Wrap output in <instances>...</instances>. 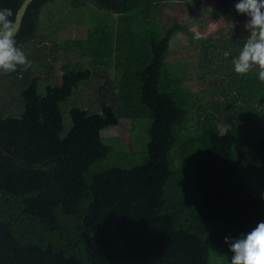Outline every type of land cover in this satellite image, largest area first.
Here are the masks:
<instances>
[{"label":"trees","instance_id":"16d2710c","mask_svg":"<svg viewBox=\"0 0 264 264\" xmlns=\"http://www.w3.org/2000/svg\"><path fill=\"white\" fill-rule=\"evenodd\" d=\"M24 1L0 8L14 23ZM58 1L30 3L18 48L37 39L48 7L56 28L39 39L79 22L66 17L86 0H62L55 12ZM91 1L112 23L61 41L86 61H65L60 83L49 77L42 91L29 64L3 72L20 110L0 102V264H230L225 237L264 220V82L232 64L250 33L242 25L200 37L209 85L194 89L168 60L172 38L187 28L166 10L203 0ZM237 2L219 0L208 12L237 17ZM96 75L99 110L74 102L67 127L64 103ZM122 118L133 127L148 120L139 160L103 136Z\"/></svg>","mask_w":264,"mask_h":264},{"label":"rangeland","instance_id":"374dc122","mask_svg":"<svg viewBox=\"0 0 264 264\" xmlns=\"http://www.w3.org/2000/svg\"><path fill=\"white\" fill-rule=\"evenodd\" d=\"M218 3L219 0H203L195 3L191 1L187 3L176 2L175 4L177 5H183V8L178 9V7H173L166 10L167 15L178 17L180 22L187 28L186 32H179L172 38L171 52L168 58L170 62L176 63L184 69L186 87L202 89L209 85L206 82L207 80H204L209 72L204 71V68L201 66V64H206V60L202 59L203 54L198 39L213 31L227 34L230 28L236 26L241 27L246 22V18L241 14L232 18L230 13H227L228 15L226 17L214 20L212 13L208 11L213 7L212 5ZM55 4L57 5V8H55L57 11L55 12H60L64 7L62 0H59ZM230 12L232 13V11ZM69 16L70 15L66 17L68 20L67 22H69L71 17H75L79 22L71 21L64 30L57 32L53 41L39 39L42 35L54 32L56 28V18H54L52 9L48 7L43 14V25H45V28L39 33L37 39L22 46V51L26 55L29 65H32L34 73L43 78V83L41 85L42 91L49 77L53 78V81L57 83L61 82L63 73L62 65L65 61H86V57L80 56L72 48L65 47L61 44V41L68 39H84L87 37L89 27L96 28L99 25L110 26L112 23V14L107 10L94 7L91 0H86L81 7L76 9V12H74L72 16ZM59 24L62 25L61 22ZM53 43L56 44L55 48L53 47ZM216 65L217 64L212 63L210 67L214 68ZM2 75L3 72L0 71V102L6 104L10 112L19 113L20 109L15 103L17 100L15 97L18 91L11 85V82L8 81V79L6 80L5 77L3 78ZM103 83L99 75L94 76L90 81L83 82L73 96L64 103L67 127H69L71 123L69 109L74 102L77 101V104L85 106L90 110H99L103 94L101 90ZM2 84L4 86H2ZM8 84L9 86L5 87ZM243 125V129L249 132V138L251 139L249 140V144H252L256 138V129L252 128L251 123ZM147 126L148 120L146 119L138 120L133 127V123L129 119L122 118L118 125L104 130L103 136L108 143L114 146L116 151L133 152L138 156L137 159L139 160L147 149ZM226 128L227 125L223 127V131H225ZM249 144L245 142L242 144L241 148L245 149ZM248 148H250V146Z\"/></svg>","mask_w":264,"mask_h":264},{"label":"clouds","instance_id":"9594fccd","mask_svg":"<svg viewBox=\"0 0 264 264\" xmlns=\"http://www.w3.org/2000/svg\"><path fill=\"white\" fill-rule=\"evenodd\" d=\"M237 13L246 18L244 29L250 33L239 54L232 59L234 71L245 75L256 69V78L264 82V0H239ZM12 11L0 8V71L14 72L19 65L27 66L24 52L16 46ZM230 240V242H229ZM230 264H264V220L234 238L225 237Z\"/></svg>","mask_w":264,"mask_h":264},{"label":"water","instance_id":"95a60500","mask_svg":"<svg viewBox=\"0 0 264 264\" xmlns=\"http://www.w3.org/2000/svg\"><path fill=\"white\" fill-rule=\"evenodd\" d=\"M33 0H25L22 4V6L20 7L18 13H17V16H16V20L14 22L15 24V29H16V32H15V35L18 34V32L20 31L21 29V26H22V22H23V19H24V16L26 14V11L30 5V3L32 2Z\"/></svg>","mask_w":264,"mask_h":264}]
</instances>
